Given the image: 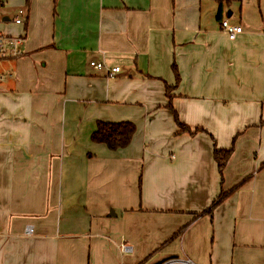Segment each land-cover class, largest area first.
<instances>
[{
  "label": "crops",
  "instance_id": "crops-1",
  "mask_svg": "<svg viewBox=\"0 0 264 264\" xmlns=\"http://www.w3.org/2000/svg\"><path fill=\"white\" fill-rule=\"evenodd\" d=\"M0 36V264H264V0H0Z\"/></svg>",
  "mask_w": 264,
  "mask_h": 264
},
{
  "label": "trees",
  "instance_id": "trees-1",
  "mask_svg": "<svg viewBox=\"0 0 264 264\" xmlns=\"http://www.w3.org/2000/svg\"><path fill=\"white\" fill-rule=\"evenodd\" d=\"M31 0H25V6L28 9ZM221 22V21H220ZM171 70L174 75L175 84L173 87H169L165 85V96L167 98L168 104L167 109L170 111L173 121L177 126V134H188L194 135L200 130L191 131L188 127L180 123L178 120L176 112L173 110L171 106L172 97L170 96L171 90L177 86L179 83V74L177 72L175 64H172ZM136 133V128L132 123L129 122H120V123H107V122H98L96 124V130L91 134L90 140L96 144L104 145L110 151H117L120 149H124L128 147L132 141L134 134ZM233 152V148L231 147L227 151H220L213 148V159L217 165L218 173L222 180V171L226 166L229 158L231 157ZM264 165V164H263ZM237 187H234L231 191L221 192L219 196L212 203L210 209L207 211L209 214L211 213V209L223 202L229 194L234 192Z\"/></svg>",
  "mask_w": 264,
  "mask_h": 264
},
{
  "label": "built area",
  "instance_id": "built-area-1",
  "mask_svg": "<svg viewBox=\"0 0 264 264\" xmlns=\"http://www.w3.org/2000/svg\"><path fill=\"white\" fill-rule=\"evenodd\" d=\"M23 11H18V16H21ZM14 22L16 24H21V20L15 19ZM220 30L227 36L230 41H233L237 38L238 35L242 33L241 26L232 25L227 20H222L220 22ZM20 44L19 38L12 37H4L0 36V57H15L19 55V51L17 49ZM90 67L97 71H103L105 75L109 78L114 77L118 73H120L119 67L108 68L103 62H91ZM30 229H27V234H30ZM125 251H128L127 247H123ZM176 260H169L164 262L163 264H172L175 263Z\"/></svg>",
  "mask_w": 264,
  "mask_h": 264
},
{
  "label": "water",
  "instance_id": "water-1",
  "mask_svg": "<svg viewBox=\"0 0 264 264\" xmlns=\"http://www.w3.org/2000/svg\"><path fill=\"white\" fill-rule=\"evenodd\" d=\"M164 263V262H163ZM163 263H160V264H163Z\"/></svg>",
  "mask_w": 264,
  "mask_h": 264
},
{
  "label": "rangeland",
  "instance_id": "rangeland-1",
  "mask_svg": "<svg viewBox=\"0 0 264 264\" xmlns=\"http://www.w3.org/2000/svg\"><path fill=\"white\" fill-rule=\"evenodd\" d=\"M12 38H14V37H12Z\"/></svg>",
  "mask_w": 264,
  "mask_h": 264
}]
</instances>
